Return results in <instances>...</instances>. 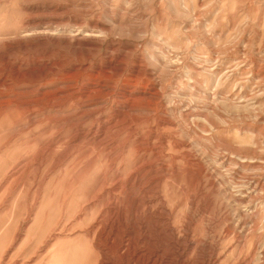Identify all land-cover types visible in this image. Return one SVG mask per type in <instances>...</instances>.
I'll list each match as a JSON object with an SVG mask.
<instances>
[{"label": "rangeland", "instance_id": "obj_1", "mask_svg": "<svg viewBox=\"0 0 264 264\" xmlns=\"http://www.w3.org/2000/svg\"><path fill=\"white\" fill-rule=\"evenodd\" d=\"M0 264H264V0H0Z\"/></svg>", "mask_w": 264, "mask_h": 264}]
</instances>
